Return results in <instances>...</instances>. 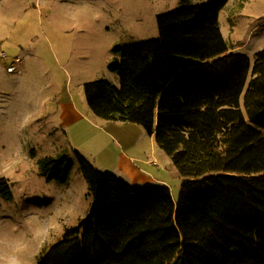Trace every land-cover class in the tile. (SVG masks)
Segmentation results:
<instances>
[{
    "label": "trees",
    "instance_id": "16d2710c",
    "mask_svg": "<svg viewBox=\"0 0 264 264\" xmlns=\"http://www.w3.org/2000/svg\"><path fill=\"white\" fill-rule=\"evenodd\" d=\"M227 1H182L157 15L156 38L112 48L118 86L83 84L94 115L154 135L182 177L178 200L73 149L91 205L36 264H264V47L253 61L228 51L219 26ZM37 167L64 184L73 159L47 155ZM0 196L12 199L3 178Z\"/></svg>",
    "mask_w": 264,
    "mask_h": 264
},
{
    "label": "rangeland",
    "instance_id": "374dc122",
    "mask_svg": "<svg viewBox=\"0 0 264 264\" xmlns=\"http://www.w3.org/2000/svg\"><path fill=\"white\" fill-rule=\"evenodd\" d=\"M182 1L209 0H0V53L7 55L0 56V179L12 193L11 200L0 196V264H36L78 222L81 209L71 211L63 198L80 199L81 205L86 200L87 182L77 163L69 184L46 180L38 171L37 159L54 148L46 110L53 93L67 86L84 101L88 81L107 79L118 86L117 73L108 69L112 48L156 38V16ZM242 1L228 0L220 13L228 44L231 22L240 30V22L251 20L239 15ZM14 56L20 60L11 73L6 67ZM155 155L165 163L164 151ZM163 170L177 201L182 177L170 160Z\"/></svg>",
    "mask_w": 264,
    "mask_h": 264
},
{
    "label": "crops",
    "instance_id": "0c3cea01",
    "mask_svg": "<svg viewBox=\"0 0 264 264\" xmlns=\"http://www.w3.org/2000/svg\"><path fill=\"white\" fill-rule=\"evenodd\" d=\"M241 4L240 17L247 19L250 17L251 20H246L245 23L240 22V30L233 29L235 24L232 21L230 25L232 31L228 38H233L230 39V44L226 43L229 52H240L252 57L256 51L264 47V0H244ZM252 4L253 8H251ZM49 99L51 97L44 100ZM49 104V108L46 109L48 115L50 114L47 123L54 126L51 137L56 136L52 140L54 148L51 152L53 153L43 156H54L64 152L69 154L73 159L72 173L77 163L72 150L76 149L96 168L110 172L131 185L170 186L163 180L162 175L163 168H168L170 158L168 160V155L164 152L167 155L164 156L165 163H160L155 151L164 150L158 146L154 135L147 134L140 125L106 120L94 115L86 100L82 101L81 98L77 100L67 86L54 92ZM145 138H149L148 142ZM170 170L176 173L172 166ZM71 173L67 184L71 181ZM76 180L80 182L79 178ZM84 195L87 196L82 205L80 199H78L79 202H73L71 197L63 198L65 205L71 204L69 208L71 211L81 209L78 220L86 215L92 201L87 192H84ZM82 214H84L83 217H80Z\"/></svg>",
    "mask_w": 264,
    "mask_h": 264
},
{
    "label": "built area",
    "instance_id": "2783aa9c",
    "mask_svg": "<svg viewBox=\"0 0 264 264\" xmlns=\"http://www.w3.org/2000/svg\"><path fill=\"white\" fill-rule=\"evenodd\" d=\"M0 56H1V58H3V59H5V58H7V55L4 53V52H1L0 53ZM19 58L18 57H12L11 59H10V62H9V64H8V66L6 67V70L8 71V72H14L15 70H16V63L17 62H19Z\"/></svg>",
    "mask_w": 264,
    "mask_h": 264
}]
</instances>
